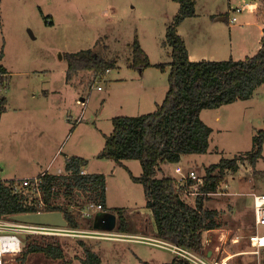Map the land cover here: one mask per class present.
Returning <instances> with one entry per match:
<instances>
[{
	"label": "rangeland",
	"instance_id": "1",
	"mask_svg": "<svg viewBox=\"0 0 264 264\" xmlns=\"http://www.w3.org/2000/svg\"><path fill=\"white\" fill-rule=\"evenodd\" d=\"M231 4H241V0H197L199 14L183 22L185 38L191 47L195 44L198 50L208 52V57L226 59L231 54L236 59H244L257 51L262 37L255 15L246 10L237 12ZM263 5L257 4L258 10L264 12ZM178 12L179 3L174 0H0V55L3 50L6 52V63L12 74L11 94L25 84L39 96L42 94L38 99L41 102L39 113L33 116V121L39 120V128L26 139L15 140L8 136L10 124L3 119L0 178L13 179L14 175L21 178L43 171L58 150L53 172L64 168L66 156H84L88 172L105 174L108 208L113 211L125 207L129 233L135 234L124 236L116 228L102 227L99 231L114 233L116 235H109L114 238L58 235L64 249V256L58 258L43 252H27L28 235H25L22 251L7 254L6 264H84L80 258L84 254L80 239L86 240L97 252L102 264H144L145 261L159 264L171 260V251L147 243L150 240L141 235L154 226L152 212L146 207L143 183L133 181L123 165L98 154L104 147L105 134L113 131V117L154 111L157 105L150 109L146 101L161 102L166 95L171 66L163 71L155 64L172 59V48L163 43L167 25ZM233 15L238 17L236 22L230 21ZM198 24L199 35L196 34ZM248 29L252 36L243 43L238 32L247 34ZM136 39L152 63L144 69L145 73L129 66ZM87 48L114 60L113 68L97 78L91 69H79L68 80L67 53ZM34 70L38 71L35 80L27 84L30 81L27 72ZM6 85L7 82L3 89ZM201 117L213 128L209 150L184 155L179 162L164 163L157 176L179 178L190 171L204 175L205 168L221 158L250 152L254 148V136L264 128V84L249 99L236 100L220 109H204ZM123 162L134 175L142 173L138 159ZM252 192H264V144L256 165L248 159H240L238 170L227 171L219 188L209 195L211 199L206 206L219 210L222 226L206 233V239L211 240L205 242V251L220 246L218 256L242 251L231 260L232 264L257 261V254L250 253L253 248L248 241L249 234L256 231ZM191 198L194 204L195 198ZM74 199L76 204L63 196L57 201L72 210L80 229L95 228L98 214L86 215L82 209L88 210L92 201L78 198L81 202L78 203V199ZM257 232L264 234V226L257 228ZM135 240L144 243L131 242ZM260 254L264 264V250Z\"/></svg>",
	"mask_w": 264,
	"mask_h": 264
},
{
	"label": "trees",
	"instance_id": "2",
	"mask_svg": "<svg viewBox=\"0 0 264 264\" xmlns=\"http://www.w3.org/2000/svg\"><path fill=\"white\" fill-rule=\"evenodd\" d=\"M174 1L179 3V12L167 25L163 43L172 48V59L168 63L155 64L163 71L171 66L169 89L154 111L113 117V131L105 134V144L98 157L123 165L133 181L143 183L146 207L154 218L153 237L205 253L206 233L222 226L218 217L219 210L206 206L211 199L206 192L216 191L227 171H237L240 159H248L253 165L257 164L263 153L264 128L254 136L255 144L250 152L232 158H221L205 168V183L200 186V190L205 193L195 195L194 204L190 201L191 197L184 192L194 182L193 179L189 178L187 186L180 189L179 180L173 175L157 174L164 163L179 162L184 155L205 153L209 150L213 128L202 119V110L220 108L236 100L249 99L264 84V36L261 39L262 47L244 59L231 56L220 60H191L178 26L186 18L197 14L196 0ZM3 55L4 51L0 55V116L6 110V97L1 92L5 75L9 73L2 63ZM66 57L68 80L74 72L85 68L91 69L95 78L103 76L115 64L114 60L106 59L93 48L67 53ZM129 66L141 70L152 66L148 53L141 47L138 39L134 41L133 57ZM137 159L143 170L135 176L123 161ZM65 163L66 173L43 174V195L48 210H61L70 226L80 228L72 210L57 199L63 196L68 200L73 199L70 200L71 204H76L74 198H87L106 208L107 181L103 172L81 173L83 167L88 165L87 159L82 156H70ZM13 181L0 178V216L37 211L34 194L25 189L15 193ZM79 199L78 203H81ZM125 211V207L110 210L116 215L115 228L119 233L131 230ZM30 235L33 234H28ZM28 236L25 239L28 241L27 252H43L53 258L64 256L59 236L34 235L32 239ZM79 243L83 245L84 254L80 258L84 264H102V258L86 240L80 239ZM173 256L170 261L159 264H192L181 256ZM144 264L153 263L145 261Z\"/></svg>",
	"mask_w": 264,
	"mask_h": 264
},
{
	"label": "built area",
	"instance_id": "3",
	"mask_svg": "<svg viewBox=\"0 0 264 264\" xmlns=\"http://www.w3.org/2000/svg\"><path fill=\"white\" fill-rule=\"evenodd\" d=\"M259 6V5H258ZM257 4L254 2H248V3H242L236 4V5H230V7L233 10H236L237 12L242 11H258L260 7H258ZM232 22H235L238 20V17L236 15H233L231 18ZM99 89L102 88V86L98 85ZM81 173L85 174V169L81 170ZM193 179L194 182L189 185L187 189L184 190V192L190 196L195 197L198 193L204 194L202 190H200V186L205 183V179L203 178V175L197 173L196 171H190L189 174L185 177H179V184L178 187L180 189H183L182 187L187 186V180ZM13 190L15 193H20L24 189L27 190V192H30L32 195L34 194V197L37 199V205L38 210L35 212H43V210H48L46 208L47 202H45L43 190H42V175L40 176H27L24 178H13ZM56 189L55 187L53 188ZM216 192V191H214ZM214 192H206L207 195H212ZM252 195L254 197V216H255V227L256 231H253V233L249 234L248 241L253 248L250 253L251 254H257L258 259L253 264H263L260 260V252L261 250H264V234H260L257 232V228L260 226H264V192H252ZM57 202V201H56ZM90 208H94V210H90ZM90 208L83 209L84 214L86 215H92L96 211L101 210L103 208L102 204H97L95 202L90 203ZM82 211V210H81ZM12 216V215H11ZM10 215L6 216H0V264H6V257L7 254L11 253H18L22 251L24 241L23 238L25 235L33 234V235H68L72 237H82V236H90V237H109L114 238V233L111 232H105V231H99V229H86V228H76L72 226H59V225H53V224H40V223H34L29 221H18L11 217ZM116 235V234H114ZM221 240L224 239V237H220ZM150 241H147L151 244L160 245L167 250L171 251L173 255L175 256H181L187 260H189L192 264H232V259L235 258V255H240L242 251H237L235 253L226 254L222 256H218L217 254L220 251V246H217L215 250H206L205 253L201 252H195L187 247H184L182 245H177L162 239H153L148 238ZM209 240L211 238L208 237L206 239V242L209 243ZM226 242V241H225ZM209 251L211 253L209 254Z\"/></svg>",
	"mask_w": 264,
	"mask_h": 264
},
{
	"label": "crops",
	"instance_id": "4",
	"mask_svg": "<svg viewBox=\"0 0 264 264\" xmlns=\"http://www.w3.org/2000/svg\"><path fill=\"white\" fill-rule=\"evenodd\" d=\"M248 2L257 3L258 5L260 4V6H262V4H264V2H262L261 0H250V1L241 0V4L242 3H248ZM231 5H234V4H231ZM197 7L198 6H197V0H196V8ZM262 9H264V7ZM249 12H251V13H253L255 15V18H256V21L258 23V26H260V37H263L264 36V16H262V13H264V12H262V10H258L257 12L256 11H249ZM198 14H199V11H198V8H197V14L196 15H198ZM213 19H215V18L213 17ZM183 22L178 26V30H179V33L182 35L186 46L188 47L189 57H190L191 60H202V59H207V60L217 59V60H220V59H226V58H214L213 56L208 57L207 54H209V53L207 52V54H206V51H203V49H200V48H199V50H201V51H199L198 47L195 46V44H192V47H191L190 44L188 43V40L185 38V28L183 27ZM212 23H214V22H212ZM246 24L247 25L249 24V20L246 22ZM199 26H200V24H198V26H197L198 28L196 29V34H198V35L201 34V32H200L201 30L199 29ZM238 33L241 36V40L243 41V43H245V41L250 39V37L252 36V33L249 31V29L247 31V34L246 33H241V32H238ZM231 35H233V32H232ZM257 45H258L257 46V51H258L261 48L260 41H259V44H257ZM229 49H230V47H229ZM222 53H224V52H222ZM230 56L233 57L232 54ZM209 58H211V59H209ZM2 63L4 64V66L6 67V69L8 70L9 73L5 75V83L7 82V85H6L7 88L3 89L4 88V86H3L2 87V92H1L2 96L4 95L6 97V107H5L6 110L0 116V136H1L2 128L4 126L3 119H7L8 122H9L8 124H10V127H9L10 128L9 129L10 132H8L9 133L8 136H10L11 138H14L15 140L26 139L27 137L32 135L35 130H37L36 128H39V126L37 125V121H39V120L38 119H34V121H35L34 122L33 121V118H34L33 116L37 115V113H39L37 111L39 110V108H41L40 107V103L41 102L38 101V99L42 97V94L39 96L38 93L34 89L32 90L31 88H28L26 86V84H25V87H21V89L17 93L12 95L11 92L13 90H12V87L10 85L12 74H11V70H9V67H8V65L6 63V52L5 51H4V55L2 57ZM141 71L144 72V70H141ZM37 74H38L37 70H34V72L28 71L27 72V76H28L30 81H27L26 83L27 84L29 82L32 83L31 81L35 80V77L37 76ZM8 77H9V80H7ZM8 90H10V92ZM44 90H45V88H43V91ZM6 92H7V94H6ZM19 99H22V101H19ZM82 100H84V98H82ZM157 103H160V102H157L156 100L155 101L154 100H147L145 104L147 106H149L150 109H151V107H155V105H157ZM16 104H17V106H16ZM220 108H218V109H220ZM41 112L43 113V109L41 110ZM218 117L219 116H217V118ZM258 121H260V120H258ZM8 124H7V127H8ZM58 153H59V150L57 151L55 156L48 162V165L43 169V171L40 170L38 172L25 174L26 176H23L21 178H24V177H27V176H31V175H40L43 172H49V173H52V174H59V175H62L64 173H66V163L65 162H64L65 163L64 168L61 167V169H59L58 171L57 170H55V172L52 171V169L54 168L53 167L54 166V164H53L54 163V159H55V157H57ZM73 156H78V154H73ZM68 157H70V156L69 155L66 156L65 161L68 159ZM82 157H84V156H82ZM87 166L88 165L83 167V169H85L86 172H88V167ZM88 173H90V172H88ZM138 175H135V176H138ZM11 177L20 178V177H17V175H14V176H11ZM6 178H8V177H5L4 179H6ZM108 207H109V201L107 200L106 208H102L101 210L96 211V213L97 214L99 213V214L102 215V214H104L103 211L110 212ZM152 231H154V228H153V230H151L149 232L146 229L145 231L142 232L141 235L142 236H146L147 238L157 239V238L153 237V232ZM129 232H122L121 234L124 235V236H127V235L135 236V234H131ZM120 240H123V239H120ZM131 242L139 243V242H142V241L136 242V240H135V241H131ZM142 243H144V242H142ZM210 253L211 252L209 251V254ZM173 257L174 256L172 255L171 259Z\"/></svg>",
	"mask_w": 264,
	"mask_h": 264
},
{
	"label": "water",
	"instance_id": "5",
	"mask_svg": "<svg viewBox=\"0 0 264 264\" xmlns=\"http://www.w3.org/2000/svg\"><path fill=\"white\" fill-rule=\"evenodd\" d=\"M11 217L22 222L48 223L59 226L69 225V221L65 218L64 212L61 210H43V212L27 211L25 213L14 214ZM95 220V229H101L102 227L113 229L117 222L116 215L112 212H107L102 215L98 213Z\"/></svg>",
	"mask_w": 264,
	"mask_h": 264
}]
</instances>
